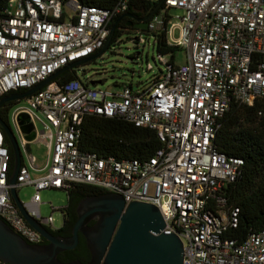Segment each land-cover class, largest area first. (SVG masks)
Wrapping results in <instances>:
<instances>
[{
  "label": "built area",
  "instance_id": "2783aa9c",
  "mask_svg": "<svg viewBox=\"0 0 264 264\" xmlns=\"http://www.w3.org/2000/svg\"><path fill=\"white\" fill-rule=\"evenodd\" d=\"M133 1L120 0L103 11L76 0H11L0 22V97L26 92L96 54L109 36L111 19ZM163 4L164 11L148 28L158 31L166 20L168 45L185 52L184 64L172 68L167 58H159L164 73L137 90L122 85L107 93L73 81L62 87L51 84L25 99L15 124L23 147L20 115L33 126L34 115H40L50 129L37 134V139L50 140L46 175L32 179L23 165L16 184L9 185L11 158L0 128V220L29 245H42L44 239L15 206L11 189L31 187L35 193L30 203L22 204L24 210L45 229L56 231L53 218L40 215V192L88 185L120 196L126 205L156 207L165 222L163 233L179 236L183 264H264V230L239 245L224 237L228 227H237L239 210H225L222 190L237 179L243 163L217 153L213 145L218 121L230 105L252 106L264 99V0ZM89 116L118 118L153 131L161 147L144 161L82 153L79 126Z\"/></svg>",
  "mask_w": 264,
  "mask_h": 264
},
{
  "label": "trees",
  "instance_id": "16d2710c",
  "mask_svg": "<svg viewBox=\"0 0 264 264\" xmlns=\"http://www.w3.org/2000/svg\"><path fill=\"white\" fill-rule=\"evenodd\" d=\"M10 1L0 0V22L6 16ZM63 1L67 2L69 0ZM76 1L83 7H95L99 10L110 11L120 0ZM161 1L135 0L127 6L124 13L112 18L108 24V30L110 31L115 26V31L107 50L124 35L128 37L127 40L134 41L135 45L141 43L142 37H148L153 40V48L157 57L167 58V66L175 68V55L181 52V49L168 45L166 37L167 21L165 20L163 27L155 32L149 30V28L147 30L137 28L138 25L143 24L140 21L147 18L159 6ZM164 9L163 4L154 17L161 15ZM153 18L145 22L150 24ZM165 18H168L167 14H165ZM131 37L134 38L131 39ZM103 49L104 45L97 53ZM93 61L91 60L76 68L66 70L52 84L62 87L73 81H80L77 77V70ZM163 73L159 71L153 77L151 83L157 81ZM128 87L132 88L130 84ZM18 103H6L0 109V118L7 125H9L8 112L12 106ZM217 126L218 131L213 142L214 150L228 158L241 160L243 163L237 179L226 185L222 190L226 200L225 210H239L237 227H228L224 237L239 245L249 235L258 234L264 230V99L256 100L252 106L233 103L230 105L228 112L218 121ZM79 130L81 134L79 150L82 153L96 155L103 159L144 161L152 158L161 147L153 131L136 128L134 125L118 118L107 119L100 116H89L83 119ZM3 136L4 144L11 158L8 174V177H10L13 169V154L10 143L4 133ZM65 193L68 197V204L61 211L63 217L62 227L56 231H48L54 236L61 235L67 238L71 236L72 228L77 219L76 208L78 203L84 198L98 197L106 193L88 185H72L71 189ZM47 244L46 241H43L42 246ZM83 251L88 255L86 262H89L90 257L86 243L82 239L76 249L60 254L58 259L63 263L79 260L85 264L82 261Z\"/></svg>",
  "mask_w": 264,
  "mask_h": 264
},
{
  "label": "water",
  "instance_id": "95a60500",
  "mask_svg": "<svg viewBox=\"0 0 264 264\" xmlns=\"http://www.w3.org/2000/svg\"><path fill=\"white\" fill-rule=\"evenodd\" d=\"M163 3L164 0L147 18L140 21L143 24L137 28L147 30L148 24L145 21L153 18ZM114 31L115 26L109 31L102 51L67 65L23 94L2 97L0 109L6 103L25 100L45 89L66 70L100 57L107 50ZM17 123L26 142L24 149L30 155V145L37 139L35 128L25 115H20ZM0 128L12 149L13 169L8 183L14 186L23 166L21 147L10 127L1 118ZM10 195L25 222L48 244L29 245L0 220V262L4 264H82L78 260L63 263L58 259L60 254L76 249L79 235L84 237L90 255L87 264H183V246L179 236L163 233L165 222L160 211L152 205H126L120 196L114 194L84 198L77 205V219L71 236L63 238L55 237L28 216L14 188ZM90 222H95L91 228L88 227Z\"/></svg>",
  "mask_w": 264,
  "mask_h": 264
},
{
  "label": "rangeland",
  "instance_id": "374dc122",
  "mask_svg": "<svg viewBox=\"0 0 264 264\" xmlns=\"http://www.w3.org/2000/svg\"><path fill=\"white\" fill-rule=\"evenodd\" d=\"M69 12V11H68ZM70 13V12H69ZM71 14V13H70ZM174 12L171 13V16ZM178 37V32L173 33V38ZM122 36L109 50L105 51L99 58L89 65L80 67L77 70V77L81 82H88L91 89L101 92L113 93L119 90L122 85H131L133 90L146 87L159 71L164 72L165 67L159 63V58L153 48V40L142 37L141 43L135 45L134 41L127 40ZM134 37H131L133 39ZM186 62L185 52L175 55L174 63L181 65ZM151 66L152 71L147 67ZM91 83H95L94 86ZM120 87H116V86ZM26 108V101L22 100L11 107L8 112V126L16 136L21 147L23 165L29 170L32 179L43 177L49 169L51 156L50 140L39 138L31 145V154L28 155L22 146L14 116ZM35 131L38 135L50 133V129L44 123L42 116L34 115ZM31 187H22L17 190V195L22 204H28L34 195ZM41 206L40 215L46 219L52 217L53 227L60 229L63 224V209L68 204L67 194L63 191L45 190L40 192ZM55 210V211H54Z\"/></svg>",
  "mask_w": 264,
  "mask_h": 264
},
{
  "label": "flooded vegetation",
  "instance_id": "af4514ba",
  "mask_svg": "<svg viewBox=\"0 0 264 264\" xmlns=\"http://www.w3.org/2000/svg\"><path fill=\"white\" fill-rule=\"evenodd\" d=\"M23 93H24V92H14V93H12V94H9L8 96H10V95H20V94H23ZM65 215H67V214L65 213ZM94 223H95V222H90V223L88 224V227L91 228V227L94 225ZM55 237H62V236L59 235V236H55ZM63 238H65V237H63ZM80 238H81L82 240L85 241L84 237H83L82 235H79V242H80V240H81ZM79 242H78V243H79ZM88 253H89V252H88ZM87 256H88V255H86V254L84 253V251H83V253H82V261L85 262V264L88 263V262H86ZM89 257H90V255H89ZM78 261H79V260H78ZM81 263H82V262H81ZM82 264H83V263H82Z\"/></svg>",
  "mask_w": 264,
  "mask_h": 264
}]
</instances>
